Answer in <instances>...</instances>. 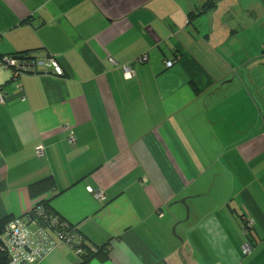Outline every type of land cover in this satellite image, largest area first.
Masks as SVG:
<instances>
[{"label":"crops","instance_id":"crops-1","mask_svg":"<svg viewBox=\"0 0 264 264\" xmlns=\"http://www.w3.org/2000/svg\"><path fill=\"white\" fill-rule=\"evenodd\" d=\"M0 56L64 70L0 66V221L47 201L86 264H264V0H0Z\"/></svg>","mask_w":264,"mask_h":264},{"label":"built area","instance_id":"built-area-1","mask_svg":"<svg viewBox=\"0 0 264 264\" xmlns=\"http://www.w3.org/2000/svg\"><path fill=\"white\" fill-rule=\"evenodd\" d=\"M146 60L147 57L142 56L138 61L145 62ZM0 66L11 71L12 79L16 81L24 74H40L42 69L52 70L59 77L64 76L63 68L51 56L42 58L0 56ZM166 66L172 67L173 62H166ZM122 70L127 79L134 78V71L131 66H124ZM19 87L21 86L19 85ZM4 101L5 93L1 91L0 102L4 103ZM38 156H44L43 149L39 150ZM94 196L97 200L103 199L102 192H97ZM43 213L44 209L38 206L26 218L15 220L6 227L3 233V249L9 256L8 264H38L56 248L58 241L71 245L79 257L85 253L86 247L92 251L96 250V248L86 245L84 238L79 235L76 228L71 231L65 230V232L62 229H56L61 219L52 217L48 222H45L42 218ZM252 225L249 223L248 229ZM77 238L79 239L78 243L76 242ZM243 250L247 253L249 246H245Z\"/></svg>","mask_w":264,"mask_h":264},{"label":"trees","instance_id":"trees-1","mask_svg":"<svg viewBox=\"0 0 264 264\" xmlns=\"http://www.w3.org/2000/svg\"><path fill=\"white\" fill-rule=\"evenodd\" d=\"M214 3L211 2L207 5H205L204 8H202L196 15H199L205 11H207L208 9H211L213 7ZM24 58L28 57V56H23ZM54 180L53 178H49L46 180H43L41 182H38L36 184H33L30 186V194L33 198H38L42 195H44L45 193H47L48 191H50L52 188H54ZM41 206L44 209V213L42 215L43 220H45V222H48L52 217H58L51 209L49 203L47 201H42L40 202V204H38L36 207ZM35 207V208H36ZM28 216V215H27ZM13 220L10 218H7L3 221H0V264H8L9 263V256L8 253L3 249L4 246V240H3V233L4 230L6 229V227L12 222ZM245 222V220H244ZM247 225V222L245 223ZM73 226L70 225L67 222H64L63 220H59V225L58 227H56V229H62L64 232L65 230L67 231H71L73 230ZM55 229V228H54ZM85 253L80 256V264H86L88 263L90 260H92L93 258L96 257H100V256H107L108 255V248L107 247H103V248H96V250H93L86 247L85 248Z\"/></svg>","mask_w":264,"mask_h":264}]
</instances>
